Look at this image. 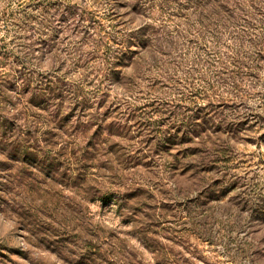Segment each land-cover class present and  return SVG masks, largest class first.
Wrapping results in <instances>:
<instances>
[{"label": "rangeland", "instance_id": "obj_1", "mask_svg": "<svg viewBox=\"0 0 264 264\" xmlns=\"http://www.w3.org/2000/svg\"><path fill=\"white\" fill-rule=\"evenodd\" d=\"M75 1L87 5L88 12L94 11L95 2H106ZM115 1L121 7L135 4L134 0ZM171 1L180 4L179 0L152 2L158 19L168 24L186 22L169 16L180 7ZM28 3L15 0L12 7L28 11ZM244 4L258 9L253 15L264 13V0H244ZM50 12L55 17V40L65 27L64 18L57 6ZM11 36L1 31L0 48L13 41ZM66 38L60 35L61 41ZM15 57L19 62L12 54ZM176 58L180 68L170 75V83L159 84V73L145 67L139 74L142 80L135 82L138 87L116 85L110 90L108 83L103 85V105H112L110 110L130 109L120 122L128 137L119 151L138 149L142 162L135 168L122 162L113 168L104 166L106 150L99 142L97 149L104 151L97 155L99 165L89 163L88 169H81L74 159L81 156V148L97 126L73 132L80 123L72 121L70 129L64 130L70 139L64 136L54 140V147L48 145L42 135L45 129L35 132L39 114L30 106L34 89L28 92L26 87L4 84L7 99L14 102L6 113V136L11 140L15 134L12 142L25 146L27 153L16 152L0 133V264H264V61L259 64V79L244 81L227 95V77L217 85L218 74L214 78L210 70L193 66L192 55ZM12 61L0 57V73L7 72ZM30 71L20 72L26 79H35L34 69ZM75 87L79 93L89 92L78 83ZM18 102L28 109L30 118L13 116L12 106ZM188 111L190 119L185 117ZM206 112L214 117L204 118ZM246 116L256 119L245 123L241 119ZM78 118L72 114V120ZM182 119L189 135L200 132L201 125L210 129L199 138L204 142L201 162L187 146L168 150L170 144L155 139L172 134L179 140ZM210 119L207 127L203 121ZM230 120L245 123L240 133H213L212 127H226ZM64 141L72 143L71 148L64 150ZM30 146L40 150L30 151ZM106 192L111 201L99 198Z\"/></svg>", "mask_w": 264, "mask_h": 264}, {"label": "trees", "instance_id": "obj_2", "mask_svg": "<svg viewBox=\"0 0 264 264\" xmlns=\"http://www.w3.org/2000/svg\"><path fill=\"white\" fill-rule=\"evenodd\" d=\"M14 1L0 0L3 5L0 7V33L4 30L7 36L12 34L13 39L0 48V57L13 60V66L7 72L0 73V88L4 89L7 82V86L12 83L23 89L26 87L28 92L34 89L30 106L37 109L39 114L35 116V132L45 129L42 133L44 142L53 147L56 139L60 140L64 136L70 139L71 136L66 135L68 131L64 130L70 129L72 121L80 123L79 127L73 128V132L86 125L89 128L97 126L89 136V142L81 148V156L74 159V164H81V169H88L89 163L99 165L97 155L105 150L103 162L108 168H113L119 162L130 168L141 166L139 161L142 162V159L137 156L138 149L119 151L122 141L128 137L124 135L126 127L120 122L123 123V118L127 112L130 113V109H117V106V110H110L112 105H103L100 100L105 95L102 92L104 83H108L110 90L116 85L120 88L128 84L138 87L135 82L142 80L139 74L145 67L159 73V84L170 83V75H174L175 69L180 68L174 59L178 56L180 61L187 55L194 57L193 66L200 65L207 72L210 70L214 78L218 74L217 85L222 84L227 77L228 92L236 90V86L244 81L259 79V64L264 61V13L253 15V11L258 9L246 8L244 0H179L180 4L171 1L180 7L169 16L180 17L186 22L169 21L170 24L158 19L155 12L157 6L152 7V2L155 4L156 0H134L135 4L126 3L122 7L115 0L95 2L94 11L90 12L87 11V5H81L75 0H29L28 11L21 10L20 7L13 8ZM54 6L59 7L61 19L64 18L61 23L65 27H61L63 30L58 33L67 36L65 41L60 40V35L52 40L53 34L57 32L52 28V19L55 17L50 12ZM120 8L126 11L121 12ZM125 17L129 19L125 21ZM2 38L6 41L5 36ZM12 54L17 55L19 62L16 57L12 59ZM169 60H174V63ZM19 66L24 71L31 72L30 68L34 69L32 72L35 79H26L21 70L18 71ZM128 72L131 73L130 76L124 77ZM77 83L89 92L79 93V88L75 87ZM93 83L98 85L93 86ZM6 91V88L0 91L3 94L0 102V111L4 112V115H0L3 142L10 140L6 136L9 122L6 113H9L10 103H14L12 99H7ZM23 105L18 102L12 106L13 116L18 120L31 117ZM189 112L187 116L184 115L188 119ZM75 113L81 117L76 121L71 119ZM41 114L46 118H41ZM205 115L204 118L214 117L212 112H206ZM198 119L193 118V121ZM254 119L256 118L253 116H246L241 120L253 123ZM210 122L211 119L203 121L207 127ZM245 123L230 120L226 127H212L215 128L213 133L235 136L241 132L240 125ZM179 126V140L172 134L155 139L159 143L170 144L168 150L175 145L187 146L186 150L194 151L191 154L195 160L203 161L199 156L202 153L200 146L204 142L199 138L210 129H203L204 126L201 125L200 132L189 135V126L184 124L183 119ZM106 131L107 134L104 135ZM14 138L15 134L11 135L10 147L16 152L27 153L25 146L12 142L16 140ZM99 142L104 146V151L97 149ZM64 143V150L71 148L72 143ZM36 147L33 149L30 146V151L40 150ZM83 176L87 182L88 178L85 177L88 175ZM103 194L104 196L99 197L102 201L112 200L107 192Z\"/></svg>", "mask_w": 264, "mask_h": 264}]
</instances>
